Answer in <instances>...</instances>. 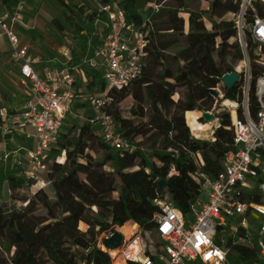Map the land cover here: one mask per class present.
<instances>
[{
	"label": "trees",
	"instance_id": "16d2710c",
	"mask_svg": "<svg viewBox=\"0 0 264 264\" xmlns=\"http://www.w3.org/2000/svg\"><path fill=\"white\" fill-rule=\"evenodd\" d=\"M11 1L0 0V11L9 10ZM110 1L96 0V11L90 14L82 6L61 1L63 22L74 37L87 39L86 31L93 23L103 21L98 5ZM204 1L205 10L188 0L114 1L128 19L138 22L144 16L149 26L151 47L142 59L139 77L111 91L105 107L121 136L132 132L126 138L135 150L122 157L116 154L115 159L108 153L93 158L85 140L91 134L87 124L76 131H61L57 147L49 151L45 165L51 195L30 179L2 175L8 198L0 205V264H111L108 254L96 246L97 240L128 222L139 228L140 258L162 253L152 240L157 214H150L133 191L141 185L136 170L148 167V180L159 200L167 197L187 215L198 197L200 175L213 173L210 153L221 158L233 141L230 113L215 110L209 91L218 88L224 99L236 101V115L241 117L242 86L225 90L220 81L224 74L236 72L243 60L234 40L239 0ZM147 3L158 6L157 11L144 7L139 15L137 9ZM245 41L250 78L247 112L253 118L258 110L254 84L264 72L254 45L248 37ZM135 84L141 85L144 101L130 107L125 116L121 104ZM206 112L215 123L201 141L190 132L185 116L196 115L204 124L201 115ZM69 142L73 147L67 146ZM160 182L164 185L159 188ZM224 243L238 254L255 256L254 249L232 245L230 237ZM34 245L37 250L32 253Z\"/></svg>",
	"mask_w": 264,
	"mask_h": 264
},
{
	"label": "built area",
	"instance_id": "2783aa9c",
	"mask_svg": "<svg viewBox=\"0 0 264 264\" xmlns=\"http://www.w3.org/2000/svg\"><path fill=\"white\" fill-rule=\"evenodd\" d=\"M144 7L153 12L158 9L149 3ZM22 11L20 4L0 11V40L6 44L9 59L17 64L21 85L27 93L23 110L13 116L14 121L31 130L28 138L34 140V148L25 151V161L32 169L27 180L46 190L50 189L51 182L46 177L45 159L49 151L57 147L63 121L72 107L74 72L81 78H84L82 69L97 73L101 82L99 93L90 101L91 115L87 122L91 134H97L103 145L119 157L135 150L134 145L118 133L113 119L105 113V107L111 91L127 87L139 77L142 59L151 47L147 38L149 26L144 16L138 22L128 19L114 1L98 5L103 21H95L92 25L97 31L98 46L92 48L87 43L83 56L74 66H71L70 51L62 48L64 64L45 68L39 75L34 69L35 60L28 56V47L22 43L17 30L22 26ZM234 33V40L243 55L236 73L239 81L242 78L249 80L246 37L254 45L255 56L264 72V0H239ZM211 90L215 92L214 106L222 101L230 113L233 133L230 148L220 162H210L212 174L200 175L202 183L198 197L187 215L179 212L167 197L155 201L158 214L153 219L152 236L162 247V253L135 261L132 248L138 244L137 256L141 248L136 231L127 239L120 232L124 225L102 234L96 246L108 254L111 264H126V261L138 264H231L227 255L230 250L224 243L227 233L232 245L255 250L254 258L245 256L249 264H264V74L254 84L258 110L253 118L247 112L248 88L242 90L240 118L236 115V101L224 99L218 88ZM8 118L7 110L0 108V123H6ZM185 120L193 135L207 133L215 123L214 120L209 124L203 122L211 126L203 131L196 115L188 114ZM9 157L6 153L3 160L7 161ZM11 163L19 167L23 161L13 157ZM149 213L154 214L155 210ZM114 232L121 235V241L112 251L105 248L102 241ZM131 237V243L127 244Z\"/></svg>",
	"mask_w": 264,
	"mask_h": 264
},
{
	"label": "rangeland",
	"instance_id": "374dc122",
	"mask_svg": "<svg viewBox=\"0 0 264 264\" xmlns=\"http://www.w3.org/2000/svg\"><path fill=\"white\" fill-rule=\"evenodd\" d=\"M61 1L66 3H72L77 6H82L87 10L88 14L95 12L97 7L96 0H12L10 4L12 7L18 4L22 5L23 11L21 12V15L24 16V18L26 17V19H28L29 24H27V26L28 27L33 26L34 28L31 31H28L27 29L18 26L17 30L21 35L22 43L28 46V52H27L28 56L33 58L34 60H37L36 64L37 67L39 68H43L45 66H53L54 64H52L49 60H53L54 58L57 61H62L63 60V57L61 56L62 48L69 50L72 58L75 59L74 62L78 63V59L83 56L84 53L83 50L87 48V43L90 44L92 48L98 46V41L96 39L97 31L93 30L92 27L86 31L87 39L74 37L71 34L70 30L65 26L63 22L62 16L64 10L61 7ZM111 1H117V0H111ZM188 2L193 6L198 5L199 9L201 10H205L208 7L207 2L204 0H188ZM12 7L10 9H12ZM143 11H144V6L143 5L139 6V8L137 9V13L142 16ZM58 23L61 24L62 27L61 29L59 28ZM43 59L44 60L46 59L48 61H43ZM82 71L84 74V78H81L80 74L76 72H74L73 74L74 90H73L72 107L63 121V125L61 128L62 132L65 129L68 130L70 128L76 131L80 129L82 126L88 124L87 122L88 117L91 115L90 101L96 96V94L99 93L101 89V82L99 80L98 74L89 72L86 69H82ZM239 84L242 86V89H246V88L249 89L250 78L249 80H247V78H242ZM16 93L21 94L24 97L23 93H20L19 91H17ZM7 99L9 98L7 97ZM143 101H144V93L141 85L140 84L133 85L130 88L128 98L121 104V107L123 109L122 113L125 116H127L128 109L130 107H132L137 103L140 104ZM9 110H11L12 112L15 111V110L13 111L12 109ZM215 110L219 112L226 111V108L222 103V101H218L217 104H215ZM201 125H205V124H201ZM210 127H211L210 125H206V128L202 130L207 131V129H209ZM119 128H121L120 125ZM24 130L27 132V134L29 135L31 134L29 128L25 127ZM123 131L122 133H124ZM131 135L132 132L126 133V137H130ZM205 135H206L205 132H201V133L197 132L195 134V137L201 141H205L207 139ZM8 138L14 139L11 142L12 144H10L11 148L13 147L16 148V146H20V145L27 150H31L32 148H34L31 138H28V140L25 138L20 139L12 131L11 133L5 136H0V139H8ZM19 139L21 140V142L20 141L17 142ZM85 140L87 145V151L91 154L93 158L100 159L106 153H108L113 159H115L116 153L114 151L108 149H106L105 151L100 148L97 134H90L87 137H85ZM67 146L73 147L72 142H69ZM210 158H211L210 162L212 163L220 162V158H214L213 152L210 153ZM50 164L51 162L48 163V165ZM21 166L24 172L28 173V175L32 172V169L28 165V163L22 164ZM5 168L6 166H4L3 163L0 162V178L3 175L4 173L3 169ZM136 171L141 175V185L133 188L136 199L144 203L148 212H153L155 210V213L158 214V208H156L155 206L156 205L155 201H159V198L157 196L158 194L155 191L154 185L151 184L150 181L148 180V175L150 172L149 168L145 166ZM24 177L25 176L23 175L22 180L26 181L27 179ZM180 184L181 183L178 182L176 184V187H180ZM46 190L51 195L49 189ZM7 198H8V193H7L6 184H3L2 181H0V205L2 203H5L7 201ZM135 231L139 232L138 226H136ZM228 235L229 234L227 233L226 238L228 237ZM132 239L133 237L129 239L130 241H128L127 244L131 243ZM152 240H154L153 236H152ZM229 262L231 264H249V260L241 258L239 254L234 250H230Z\"/></svg>",
	"mask_w": 264,
	"mask_h": 264
},
{
	"label": "crops",
	"instance_id": "0c3cea01",
	"mask_svg": "<svg viewBox=\"0 0 264 264\" xmlns=\"http://www.w3.org/2000/svg\"><path fill=\"white\" fill-rule=\"evenodd\" d=\"M28 19L26 17L22 19V26H19L21 28H25L28 31H31L33 26L28 27L27 26ZM27 46V45H26ZM28 47V46H27ZM35 60L34 69L37 71L39 75L42 74V71L45 68H55V67H61L62 64H64L65 61H57L55 58L53 60H49L53 66H45L43 68L37 67ZM42 61V60H40ZM43 61H48L44 60ZM77 63L73 64L71 62V66L76 65ZM77 73V72H76ZM74 74V73H73ZM19 91L20 93L24 94V97L21 94H17L16 92ZM12 94V95H10ZM7 97L9 99H7ZM27 97V93L25 88L21 85L20 82V76H19V70L16 63L11 61L7 54V48L4 41L0 40V108H5L8 112L9 118L6 123H0V136H5L9 133L14 132L20 139L25 138L28 140L29 134L24 130L25 127L21 126L20 122H16L13 120V116L20 113L24 108V103ZM12 109L14 112H12ZM31 132V130H30ZM18 140L17 142H21V140ZM14 139L8 138V139H0V162L3 163L4 166H6L5 169H3V175H9L13 177H17L22 179L23 175L24 178L27 179L28 173H25L22 166L17 167L11 163V159L13 157H19L22 159L23 164L26 163L25 159V149L24 147L16 146L11 148L10 144ZM16 140V139H15ZM32 140V143L34 145V140ZM10 142V143H9ZM33 149V148H32ZM9 153L10 157L7 161L3 160V155ZM8 165V166H7ZM1 181V178H0ZM3 184H6L5 182H2ZM7 188V185H6ZM8 193V191H7Z\"/></svg>",
	"mask_w": 264,
	"mask_h": 264
},
{
	"label": "water",
	"instance_id": "95a60500",
	"mask_svg": "<svg viewBox=\"0 0 264 264\" xmlns=\"http://www.w3.org/2000/svg\"><path fill=\"white\" fill-rule=\"evenodd\" d=\"M221 85L224 87L225 90H231L235 85L239 84V76L236 72H230L227 74H224L221 77ZM210 95L212 97H215V92L213 90L209 91ZM201 119L205 124L212 123L213 118L210 113H203L201 115ZM164 185V182H160L158 184V187H162ZM121 241V235L118 232H114L111 237L108 239H104L102 241V244L105 248L109 250H116L120 246Z\"/></svg>",
	"mask_w": 264,
	"mask_h": 264
},
{
	"label": "bare ground",
	"instance_id": "6f19581e",
	"mask_svg": "<svg viewBox=\"0 0 264 264\" xmlns=\"http://www.w3.org/2000/svg\"><path fill=\"white\" fill-rule=\"evenodd\" d=\"M198 125L199 126H201V129H205L206 128V125H201V124H199L198 123ZM215 167H216V165H214ZM129 224V225H128ZM136 224L135 223H133V222H130V223H126L121 229H120V232L125 236V238L127 239V238H129L133 233H134V231H135V229H136ZM138 244L137 243H135L134 244V247L132 248V249H134L135 251H134V253L132 254V259H134L135 261H139L140 260V257L139 256H137L136 255V252L138 251ZM30 250L32 251V253H35L36 252V250H37V246L36 245H34V246H31L30 247ZM133 252V251H132ZM227 255H228V258H229V256H230V251H228V253H227ZM239 256L241 257V258H247V257H245V255H242V254H239Z\"/></svg>",
	"mask_w": 264,
	"mask_h": 264
}]
</instances>
